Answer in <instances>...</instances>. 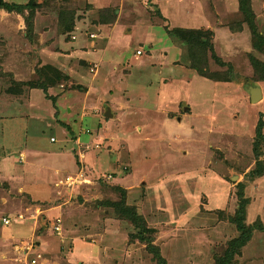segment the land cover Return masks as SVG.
Instances as JSON below:
<instances>
[{"label": "rangeland", "instance_id": "obj_1", "mask_svg": "<svg viewBox=\"0 0 264 264\" xmlns=\"http://www.w3.org/2000/svg\"><path fill=\"white\" fill-rule=\"evenodd\" d=\"M6 1L22 8H0V220L3 214L11 220L18 216L22 232L29 233L17 238L16 224L0 222V264H29L37 252L42 257L36 264H160L158 256L165 264H264V78L255 76H264V51L251 46L239 0H197L198 17L189 13L195 0H177V8L173 0ZM248 1L255 28L264 35V0ZM180 24L212 31L205 68L219 77L192 68L199 60L190 57L180 36L169 33ZM104 35L103 43L97 42ZM87 36L88 65L71 57L66 43ZM121 46L128 56L139 48V58L110 60L107 69L106 59L94 60L104 48L117 56ZM157 61L166 68L131 71L138 62ZM61 63L69 67L60 73ZM46 64L51 65L47 81L40 70ZM75 74L91 89L83 84L79 90L71 82ZM100 75L112 83L122 77L118 89L127 85L124 115L115 111V119H104L105 109L98 105L87 112L98 88L106 94L101 101L112 95ZM43 80L48 94H53L50 85L65 90L63 95L75 92L79 110L71 105L72 111L63 108L54 115L56 104L37 87ZM254 83L262 96L251 102L247 89ZM44 103L50 112L43 134L30 120L35 106ZM189 110L193 115L184 114ZM92 114L94 122L83 128L94 136L76 142L82 136L80 118ZM180 114L186 116L178 122ZM37 138L44 151L34 149ZM57 148L66 153L59 163L70 167L64 173L46 163ZM37 156L43 163L34 162ZM43 168L57 175L54 180ZM35 184L36 197L31 195ZM240 196L247 201L245 228L233 218ZM42 199L51 203L45 219H40ZM145 226L154 230L144 231ZM247 229L248 240L228 257L229 243ZM146 235L151 240L143 239Z\"/></svg>", "mask_w": 264, "mask_h": 264}, {"label": "crops", "instance_id": "obj_2", "mask_svg": "<svg viewBox=\"0 0 264 264\" xmlns=\"http://www.w3.org/2000/svg\"><path fill=\"white\" fill-rule=\"evenodd\" d=\"M6 1V0H5ZM172 4L177 8V0H173V2H172ZM184 5V4H183ZM182 5V6H183ZM201 6V3L200 2H198L197 0H195L194 2H193V6H192V9H189V10H192L191 12H189L190 14H194L195 13V16L196 15H199V14H197V13H200V10H198L199 9V7ZM186 9H188L187 8V6H186ZM115 12H117V10H115ZM161 13V12H160ZM162 14V13H161ZM137 17V16H136ZM196 17H198V16H196ZM134 21H136L137 22V18L134 20ZM198 22H200L199 20H198ZM115 26V25H114ZM112 27V29L114 30V29H117L116 28V26L115 27ZM180 27H188V28H195V25H187V26H182V24H180ZM197 27H199V25L197 26ZM119 30V29H118ZM126 37H127V35H125ZM89 37L87 36L86 38L84 37V38H81L79 41H77V42H75V41H73V42H66L68 45H70L71 46V48H70V50L72 49V52H70V53H72L71 54V57H77L78 59H79V62L80 61H82V63H85V64H87L88 65V59H90V56L87 58V54H86V48L88 47V46H85L86 45V42H88L87 41V39H88ZM103 40H105V35L103 36V37H101V38H99L98 40H97V42H99L100 44H102L103 42ZM118 43V42H117ZM117 43H116V45H117ZM88 45H89V43H87ZM86 47V48H85ZM137 49H139V48H137ZM137 49H135V54H134V52L130 55L129 54V56H128V54L126 55V52H128L127 50H126V48H124V46L122 47H120V48H118V55L116 56V55H114V54H112L111 53V55L110 54H108L107 53V50L105 51V48L104 49H102V51H101V53H99V54H97L96 56L95 55H93V57L95 58H93L94 60H98V61H103L104 59H106V60H104V61H106L105 63L107 64H105V68L107 69L108 67H106V66H109L110 65V60H112V61H116V62H126V60H128V59H130V62L132 63L133 62V60L136 58V57H138L137 55L138 54H140L141 52H137L136 50ZM70 50H68V51H70ZM63 51H65V50H63ZM120 52V53H119ZM64 53V52H63ZM103 56V57H105V58H101V56ZM174 56V55H173ZM139 58V57H138ZM165 58H166V55H165ZM164 58V60L165 61H163V62H165L166 63V59ZM69 59V58H68ZM157 63V64H156ZM165 63H162V62H160V64H159V62L157 61V62H155V63H152V62H150L148 65H145L144 63H142V65H139L140 64V62H138V64L137 65H135V66H131V71H133V70H136V71H140V70H142V68H155V66L156 65H162L163 66V68L162 69H164V67L166 68V64ZM62 64V63H61ZM151 64H155L154 66H151ZM139 65V66H138ZM64 66H67L65 63H63L62 65H60V67H58V69L60 70L59 72L61 73V70L62 69H64L63 67ZM82 66H84V65H82ZM157 66V67H158ZM62 67V68H61ZM67 67H69V66H67ZM120 67H123L122 65L120 66ZM161 67V66H160ZM61 68V69H60ZM161 69V70H162ZM65 70V69H64ZM66 71V70H65ZM83 71V73L84 74H86V70L84 69V70H82ZM147 71V70H146ZM145 71V72H146ZM127 72V71H126ZM129 72V71H128ZM127 72V73H128ZM130 73V72H129ZM128 73V74H129ZM153 74H155V72L153 71ZM163 74V73H162ZM161 74V75H162ZM65 76H67L66 74H64ZM160 75V76H161ZM151 76V75H150ZM150 76H146L145 78L147 79V82L148 81H150L151 79H148ZM159 76V77H160ZM74 77V78H73ZM71 76V78H73L74 80H72L71 82L72 83H76L77 85H79V90H84L85 88H84V86H83V84L87 87V89H91V87L90 86H92L91 84H88V82H87V80H82V77H79L78 76V74H75V76ZM156 77V76H155ZM100 78L101 79H103L102 80V83L101 84H103V85H105V86H110L111 87V91H109V93L108 94H112V95H110L108 98H107V100H100L101 98H100V96L101 95H106L105 93H103L102 91H100V89L102 88V87H100V88H98V93L97 94H95V99L96 100H94L93 99V96H91L90 98V101H89V103H91L92 102V105H89L87 108L89 109V111H87V112H91L90 110L92 109H94V107H95V105H98V106H100L101 108H102V112H103V108L105 109L104 110V112H103V117H104V119H106V118H112V119H115L116 117V114H115V111L116 112H118L121 116L122 115H124V111H126V110H128V105H126V103H127V101H126V99L124 98V96L126 95V92H127V90H126V87H127V85L126 86H122V88L120 87V89H118L117 88V84L116 83H119L120 81V79L122 78V77H119L118 78V80H116L117 82H115V83H112L111 81H109L110 79H108V78H104V77H102L101 75L99 76V80H100ZM67 79H68V77H67ZM77 79V80H76ZM101 81V80H100ZM146 80L144 79V81L143 82H145ZM121 83V82H120ZM116 85V88L114 87V86ZM48 88H51L52 89V91H53V94H51V93H49L48 94V92L47 91H43V93L45 94V96L46 95H48V96H51V98L50 97H48V98H50L51 100H52V102H53V106L55 105L56 106V111L54 112V115H57V110H59L60 112L62 111V109L64 108L65 109V111L67 110V112H70V111H72V109L73 108H75L76 107V109H77V107H78V110H79V106L76 104V102L77 101H75V100H73V98H74V95L73 94H76L75 92L73 93L70 89L65 93V95H63V92L65 91L64 89V91H60V90H57V89H55V90H57V91H54V87L53 86H49ZM47 89V88H46ZM48 90V89H47ZM107 94V95H108ZM63 97H65V98H63ZM83 94H82V91H81V95L80 96H82ZM79 96V97H80ZM47 97V96H46ZM62 97V98H61ZM55 98H56V101H55ZM63 99V100H62ZM82 99V98H81ZM64 100H66V102H64ZM112 101H116V103L115 104H112ZM108 103V104H107ZM47 104V103H46ZM43 105H45V103L43 104ZM50 105V104H49ZM62 105V106H61ZM71 105H74V107L71 109ZM115 105V106H114ZM64 106V107H63ZM38 110H36L37 111V113H34V115H32L33 116V119H32V116L30 117L32 120H30L31 122L30 123H33L34 124V130H37L39 127H41V129H42V133L44 134V125L45 126H47V122H46V118L48 117V115L47 114H49V112H50V108H49V106H47V105H45V107H42V106H39V105H36L35 106ZM51 107H52V105H51ZM49 108V109H48ZM112 109V110H111ZM162 109V108H161ZM186 109V107H184V110ZM84 110H85V108H84ZM124 110V111H123ZM193 110H194V108L192 109V112H193ZM114 111V112H113ZM82 113H86V112H83L82 111ZM184 114H186V115H188V114H192L191 113V111L189 110V112H185ZM182 115V114H180V115H178V119H177V121L178 122H181L182 121V119H183V117L184 116H186V115ZM84 115V114H83ZM99 115V114H98ZM115 115V116H114ZM193 115V114H192ZM53 116V115H52ZM94 116H96L95 114H92L91 116H89V115H87V117L85 116H83L84 117V119L81 117L80 119H81V123L82 124H80V125H82L80 128H81V135L82 136H76V139H75V141L77 142L78 141V139H80V140H84V138H87V139H91L90 137L91 136H94V135H90V133H87L86 131H84V128H83V125L84 126H86L87 127V125H88V123H91V119H94L95 120V117ZM58 119V118H57ZM61 118H59L58 120L61 122V120H60ZM79 119V120H80ZM90 119V120H89ZM75 120V119H74ZM94 120L92 121V122H94ZM49 121V120H48ZM126 121V120H125ZM114 123V122H113ZM162 123H165V121H163ZM97 124H102L101 122H97ZM96 129V128H95ZM99 130V128L98 129H96V131H98ZM100 130H102V128H100ZM86 132V133H85ZM40 137V136H39ZM110 140V139H109ZM103 141H106L105 140V137L103 138ZM49 142V141H48ZM37 146L38 147H35L34 149H36V148H38V150H40V151H44V148H45V143H42V142H39V139L37 138ZM74 146V145H73ZM50 147V144L49 145H47L46 146V148H49ZM72 148H75V146L74 147H72ZM37 150V149H36ZM62 149H60V148H57V149H55V150H52V153L48 156V158L49 159H51V160H48V161H46V163L48 162V163H50V165H52V166H55V167H57V166H59L60 168H62V172L64 173V172H66L67 170H70L69 168L70 167H68V166H65V165H62V162H60L59 163V160H61V159H63L64 160V158L66 157V153L65 152H63V151H61ZM49 152V151H48ZM47 151H45V153H42V154H47L48 153ZM39 153V152H38ZM76 155V154H75ZM37 158V160L35 159V161L34 162H40V164H41V162H42V158H41V156H37L36 157ZM43 163V162H42ZM72 170V169H71ZM41 171H43V173L45 174V175H47V176H50L51 178H53V180H54V177H56L57 175L54 173V172H49V171H46V169H42ZM47 188H49V189H52L53 187H49V186H47ZM31 190H33L34 192L33 193H31V195H34L35 197H36V195H38V191H37V186H36V184H35V187L34 188H31ZM48 189H46L45 191H47ZM53 190V189H52ZM52 192V191H51ZM42 195H45L46 197H48V192H45V193H43ZM48 200V199H47ZM47 200H40V202L42 203L41 205H40V207L43 209L42 211H41V213H43V216H42V218L40 217V219H45V217H47L48 218V215L45 213V209H46V206H49L50 204L48 203V201ZM23 204H24V201L23 200H20ZM30 203V202H29ZM34 204H36L37 205V203H34ZM45 206V207H44ZM19 207H20V205H19ZM27 207V206H26ZM26 207H25V209H26ZM21 209V208H20ZM19 211H21V210H19ZM13 212V211H12ZM53 213V212H52ZM45 216V217H44ZM3 217H9V218H11L9 215H6V214H3V216H1V220H0V222H1V225H2V227H9L10 225H14V224H16V227H15V232H17L16 234H15V237L17 236V238L18 237H22V235L23 234H25V233H23V232H26V230H24L23 232H22V227H21V225H19L20 224V222H19V218L18 217H16V218H13L12 220H11V222L9 223V224H4L3 222H2V218ZM59 220V219H58ZM26 233H29V232H26ZM66 233V232H65ZM22 234V235H21ZM66 235H67V233H66ZM70 237V236H69ZM71 238V237H70ZM73 238H76V237H73ZM36 241V240H35ZM74 241V239H72V242ZM36 243H37V241H36ZM40 243V242H39ZM50 244H51V242H50ZM51 245H49L48 246V248L50 247ZM55 247H56V243L54 244V247H53V249H50L51 250V252H52V250H54L55 249ZM74 243H73V250H74ZM2 248V247H1ZM35 248V247H34ZM33 248V249H34ZM43 248H46V247H44L43 246ZM48 248H46L47 250H48ZM3 249V248H2ZM1 249V250H2ZM2 251H4L3 252V255H4V257H6L5 255H6V253L8 252L7 251V249H3ZM51 252H49L50 254H48V255H52V253ZM37 253H40V252H37ZM36 253V254H37ZM41 254V253H40ZM72 254H73V251H72ZM29 254H27V256H28ZM66 256H67V253L65 254ZM33 256H35V255H33ZM41 257H42V254H41ZM40 257V258H41ZM72 257V256H71ZM74 261V260H73Z\"/></svg>", "mask_w": 264, "mask_h": 264}, {"label": "trees", "instance_id": "obj_3", "mask_svg": "<svg viewBox=\"0 0 264 264\" xmlns=\"http://www.w3.org/2000/svg\"><path fill=\"white\" fill-rule=\"evenodd\" d=\"M239 4H240L239 8L244 12V18L247 22L246 24L249 26V29L251 30V33H252L251 46L254 47L257 51H264V35L262 33L258 32L257 29L255 28V23L253 20L254 19V12L252 11V9L250 7V2L248 0H239ZM0 8L6 9V10H12L15 8V10L18 11V10H21L22 7L17 6L16 3H14V2H8L5 0H0ZM61 18L64 20L65 17L63 16V14H62ZM26 22H27V26H28L27 33L30 34V32H31L30 20L28 19ZM169 33H173L175 35L180 36L183 43H185L188 46L187 52L190 54V57L192 58L195 56V58L199 60L198 64L191 65V66H193L192 67L193 69L196 70L197 69L196 67H198V70H196V71L200 75L205 76L207 78H211L213 75L218 76L215 72L214 73L213 72L208 73L206 68H205V65L207 66V63H208L207 58L205 56L206 51H207V49H210V51H212V44L210 42V36L212 35V31L210 29H207V28L204 29L202 27H199V28L174 27ZM212 56L217 61V63L224 64V62L219 60L214 54H212L211 57ZM252 59H253L252 61H254V63L256 64L257 62H256L255 58L252 57ZM260 67L262 68V70H264V63H261ZM40 70L43 73V79H45L47 81V78L49 77V74L51 72V65L46 64ZM256 74H257V75H255L256 77L258 76V78H261V79L264 78V76H261L262 74L261 75H259L258 73H256ZM220 78H222V77H220ZM216 79L223 80V79H219V78H216ZM224 79H226V78H224ZM45 80L40 82V85L37 84L38 85L37 87H40L44 92L46 91V81ZM8 91L9 92H17V91H19V89L18 88H9ZM46 96L51 98V96H48V95H46ZM255 164H260L259 160L256 161ZM259 171H260V168L257 169L256 171L251 170L250 172H251V174H253V173H256ZM243 186L244 185L239 184V188H243ZM244 200L245 199L242 196H240V203L238 205L237 211L235 212L236 214L233 217L236 220V224L242 228L243 227L245 228V223L243 221L245 219V205L247 203V201H244ZM239 209H241V210H239ZM136 219H139V220H141V222H143L141 218H138V216L136 217ZM152 230H154V229L151 227H147V226L144 227V231H150L151 232ZM251 233H252L251 230L248 231V229H247V233L245 232L242 237H240L239 239L237 238L235 240H232V242H230L229 246H228V248H230V249H228L226 251L227 256L228 257L230 256V252L232 250L236 251L238 248L242 247V245L244 244V241L248 240ZM141 236H142V234H141ZM143 239H145L146 241H149V240H151V237L149 235H146V236H143ZM154 255H156L155 251H154ZM158 262L160 264H165L164 263L165 261L162 258H159V256H158ZM217 264H219V262Z\"/></svg>", "mask_w": 264, "mask_h": 264}, {"label": "water", "instance_id": "obj_4", "mask_svg": "<svg viewBox=\"0 0 264 264\" xmlns=\"http://www.w3.org/2000/svg\"><path fill=\"white\" fill-rule=\"evenodd\" d=\"M247 90H248L251 102H256L262 96L261 87L257 83H254L253 85L248 86Z\"/></svg>", "mask_w": 264, "mask_h": 264}, {"label": "built area", "instance_id": "obj_5", "mask_svg": "<svg viewBox=\"0 0 264 264\" xmlns=\"http://www.w3.org/2000/svg\"><path fill=\"white\" fill-rule=\"evenodd\" d=\"M91 35H92V33L90 34V36H91ZM137 52L139 53L140 50H137ZM2 221H3L4 224H9V223L11 222V218H9V217H3V218H2ZM54 227H55L56 230H59V228H60L59 225H55ZM40 256H41V254H40V253H37L35 256H33V257L29 260V262H30L29 264H36L37 259H39ZM15 264H16V263H15Z\"/></svg>", "mask_w": 264, "mask_h": 264}, {"label": "clouds", "instance_id": "obj_6", "mask_svg": "<svg viewBox=\"0 0 264 264\" xmlns=\"http://www.w3.org/2000/svg\"><path fill=\"white\" fill-rule=\"evenodd\" d=\"M18 217V216H17Z\"/></svg>", "mask_w": 264, "mask_h": 264}]
</instances>
